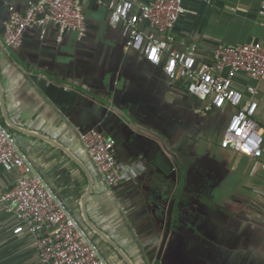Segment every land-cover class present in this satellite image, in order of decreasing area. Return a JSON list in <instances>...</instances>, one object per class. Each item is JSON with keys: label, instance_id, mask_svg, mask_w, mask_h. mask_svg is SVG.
Instances as JSON below:
<instances>
[{"label": "crops", "instance_id": "1", "mask_svg": "<svg viewBox=\"0 0 264 264\" xmlns=\"http://www.w3.org/2000/svg\"><path fill=\"white\" fill-rule=\"evenodd\" d=\"M29 1L0 0V121L108 263L264 264V146L257 157L220 146L232 109L202 111L187 80L149 65L123 24L110 27L109 0H81L82 38L73 31L58 38L50 26L43 39L25 33L10 52L3 23ZM147 1L134 0L133 13ZM183 7L168 47L195 45L196 64L221 45L264 42L260 0H183ZM140 28L161 34L146 23ZM234 84L255 86L254 117L264 135V78L237 75ZM86 126L107 133L118 159L131 165L136 184L126 196L103 191L77 153L76 132ZM149 174L169 192L165 213L150 200L147 209L142 185L156 188ZM16 178L15 169L0 167V196ZM189 197L206 208L184 210ZM17 223L0 202V264H42L32 236L13 231Z\"/></svg>", "mask_w": 264, "mask_h": 264}, {"label": "built area", "instance_id": "2", "mask_svg": "<svg viewBox=\"0 0 264 264\" xmlns=\"http://www.w3.org/2000/svg\"><path fill=\"white\" fill-rule=\"evenodd\" d=\"M107 6L110 27L115 29L123 24L122 34L128 37L132 47L143 49L149 65L161 66L169 79L187 80L189 93L204 102L202 111L232 109L219 141L221 147L251 157L262 155L264 135L254 117L258 104L253 98L255 86L246 84L241 90L234 81L237 75L255 81L264 78L263 41L215 47L209 60L196 64L195 45L182 49L168 47L172 28L184 9L183 0L142 2L138 4V14L133 13L134 0H109ZM259 14L264 24V0H260ZM141 23L161 34L144 32ZM50 26L58 38L67 31L82 38L87 29L81 0H30L25 9L10 10L3 23L2 43L5 49L15 53L25 33L43 39ZM75 141L77 153L88 159V168L103 191L115 196H126L132 191L136 181L131 165L118 159L116 144L107 133L96 126H86L77 129ZM0 167L17 171L15 184L1 194L0 202L18 222L13 231H26L32 236L42 264H109L78 216L33 171L28 155L1 121Z\"/></svg>", "mask_w": 264, "mask_h": 264}, {"label": "flooded vegetation", "instance_id": "3", "mask_svg": "<svg viewBox=\"0 0 264 264\" xmlns=\"http://www.w3.org/2000/svg\"><path fill=\"white\" fill-rule=\"evenodd\" d=\"M171 171L172 170L165 171V172L159 171L160 172L159 177H165V176L169 177V176H171V173H170ZM150 173H152V171H150ZM146 181H148V182L151 181L153 183V185H156V188L151 189L152 194H151L150 202L157 205L158 207H160L163 210V212H165L167 209V207H166L167 206V204H166L167 203L166 202V198H167L166 193H169V192L167 190L165 191L164 186H162L160 183L156 182V180L154 181V179L152 178V176L150 174L147 176ZM164 194H165V196H164Z\"/></svg>", "mask_w": 264, "mask_h": 264}, {"label": "rangeland", "instance_id": "4", "mask_svg": "<svg viewBox=\"0 0 264 264\" xmlns=\"http://www.w3.org/2000/svg\"><path fill=\"white\" fill-rule=\"evenodd\" d=\"M224 128H225V126H224ZM178 156H180V154H178ZM169 157H170L171 163L174 162V164L176 165V163H177L176 160H178V157L176 156V158H175L173 155H170ZM141 159H142V157H141ZM189 198L190 199L187 200V202L185 203L186 205L183 206L184 210H186L188 212L190 211L192 213V211H194V210H201V209L203 210L204 208H206V206L199 205L201 203L198 204L197 200H195V197H192V198L189 197ZM199 206L201 207V209L199 208ZM205 211H208V210H205Z\"/></svg>", "mask_w": 264, "mask_h": 264}, {"label": "water", "instance_id": "5", "mask_svg": "<svg viewBox=\"0 0 264 264\" xmlns=\"http://www.w3.org/2000/svg\"><path fill=\"white\" fill-rule=\"evenodd\" d=\"M89 191H90V189H88V192H87V195L89 194ZM142 191H143V194H144V198H145V200H146V206H147V209L148 210H150V205H148L149 203H148V200H150V198H151V191H150V188H149V186H147V185H145V184H143L142 185ZM86 198V197H85ZM167 205H168V202L166 203ZM167 207V206H166ZM167 210V209H166ZM166 212V211H165ZM164 212V213H165Z\"/></svg>", "mask_w": 264, "mask_h": 264}]
</instances>
